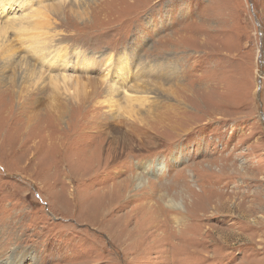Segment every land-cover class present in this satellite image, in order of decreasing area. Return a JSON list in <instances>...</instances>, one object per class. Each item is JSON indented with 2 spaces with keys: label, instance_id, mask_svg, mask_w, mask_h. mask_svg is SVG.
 <instances>
[{
  "label": "rangeland",
  "instance_id": "1",
  "mask_svg": "<svg viewBox=\"0 0 264 264\" xmlns=\"http://www.w3.org/2000/svg\"><path fill=\"white\" fill-rule=\"evenodd\" d=\"M4 1L0 264H264V0Z\"/></svg>",
  "mask_w": 264,
  "mask_h": 264
},
{
  "label": "bare ground",
  "instance_id": "2",
  "mask_svg": "<svg viewBox=\"0 0 264 264\" xmlns=\"http://www.w3.org/2000/svg\"><path fill=\"white\" fill-rule=\"evenodd\" d=\"M2 2H5L4 0H1ZM19 1V0H18ZM28 1V0H26ZM32 2V1H31ZM9 3V2H8ZM9 5V4H8ZM9 8V7H8ZM9 11V9H7L6 7L2 8L1 11H0V14H6V12ZM11 18V17H10ZM76 52V51H75ZM108 57V56H107ZM125 57V56H124ZM79 58V57H78ZM111 58V57H110ZM128 59V58H127ZM129 61V60H128ZM83 62V60L81 61V63ZM64 75V74H63ZM60 76V75H59ZM71 78V77H70ZM76 78V77H73V79ZM72 79V78H71ZM77 79V78H76ZM81 81V79H79ZM83 81V80H82ZM141 180H139L138 184H137V187H141ZM136 187V188H137Z\"/></svg>",
  "mask_w": 264,
  "mask_h": 264
}]
</instances>
